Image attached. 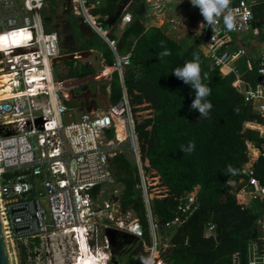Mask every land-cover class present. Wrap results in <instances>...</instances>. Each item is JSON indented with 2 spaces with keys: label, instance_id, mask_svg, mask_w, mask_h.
<instances>
[{
  "label": "built area",
  "instance_id": "2783aa9c",
  "mask_svg": "<svg viewBox=\"0 0 264 264\" xmlns=\"http://www.w3.org/2000/svg\"><path fill=\"white\" fill-rule=\"evenodd\" d=\"M47 3L0 0V217L11 258L21 264L23 244L30 252L26 264H79L84 255L98 264H116L112 245L115 233L116 239L126 236L139 244L144 253L141 264H168L162 252L169 244L159 229L182 225L184 216L198 208L199 187L175 199L173 220L162 225L154 220L150 176L143 166L124 84L130 57L119 54L120 38L110 37L96 23L88 0H65L63 10L81 17L114 57L111 65L102 60L103 69L93 78L112 82L116 74L123 91L122 98L107 110L96 108L74 118L67 101L72 100L75 87L87 80L58 72L64 54L58 32L45 29L43 11ZM253 4L250 0H231L235 29L200 33L213 66L233 64L244 55L243 48L231 49L229 36L256 31ZM153 6L160 8L159 3ZM132 22L133 16L125 13L118 24L119 32ZM257 73L260 80L256 87L248 86L239 75L235 85L254 112L264 114V55L258 61ZM123 118L129 135L120 139L117 129ZM113 128L114 135L109 137ZM126 140L137 167L135 191L145 210L146 229L134 210L122 208L123 185L112 172L111 161L123 153ZM243 172L247 180L239 193H250L252 203L263 202L264 184L253 165L246 164ZM257 226L264 240V215ZM248 251L250 264H264V251L257 241H250ZM232 264H241L239 256L233 257Z\"/></svg>",
  "mask_w": 264,
  "mask_h": 264
},
{
  "label": "trees",
  "instance_id": "16d2710c",
  "mask_svg": "<svg viewBox=\"0 0 264 264\" xmlns=\"http://www.w3.org/2000/svg\"><path fill=\"white\" fill-rule=\"evenodd\" d=\"M88 1L96 23L110 37L116 36L125 13L133 16V22L120 37L119 54L129 55L131 61L124 84L143 166L150 176L154 220L159 225L173 220L175 199L199 187L198 208L184 216L168 248L162 252L164 260L168 264H232L237 255L241 264H250V241H257L264 251L257 226L264 215V201L251 203V194L239 190L247 180L243 171L250 160V150L257 154L253 167L264 184V114L255 113L244 92L236 87V73L223 75L212 65L200 49L201 36L181 44L162 27L146 28L141 20L148 15L147 0ZM263 8L264 3L253 7L259 28L264 27ZM45 29L53 31L49 20ZM165 51L170 55L160 57ZM194 53L199 56L202 78L207 75L203 83L211 90L206 98L212 104L207 117L192 109V87L172 74L174 69L194 60ZM106 55L111 65L113 55L108 50ZM257 68L258 61L241 75L250 87H256L260 80ZM122 96L120 82H113L111 102L115 104ZM118 131L123 137L122 130ZM108 135H114V128ZM190 142L195 143L194 151L182 152L181 147L186 148ZM229 165L236 170L235 175L228 173ZM111 167L123 185L122 208L134 210L146 229L145 210L135 191L137 167L124 153L112 159ZM29 254L21 244V264L28 262ZM132 264L141 263L136 259Z\"/></svg>",
  "mask_w": 264,
  "mask_h": 264
},
{
  "label": "crops",
  "instance_id": "0c3cea01",
  "mask_svg": "<svg viewBox=\"0 0 264 264\" xmlns=\"http://www.w3.org/2000/svg\"><path fill=\"white\" fill-rule=\"evenodd\" d=\"M250 1H253L254 3L253 7L259 5V3L260 4L264 3V0H250ZM147 2L149 4L148 15L142 18L141 20L146 28H150L154 26L162 27L166 30V32L170 36H172L176 41H178L181 44H187L188 42H191L193 39H196L198 36H200V33L203 30L208 31L210 34H214L213 30L210 27H208L206 21H204V18L201 15L200 10L197 7H194L191 4L190 0H179V1L147 0ZM158 3L160 4V8L156 9L153 5ZM64 4H65V0L58 1L57 3L56 0H48L46 8L43 11L44 24L46 21L49 20L50 25L53 28L52 30L58 32V34L59 32L60 33L62 32V30L64 29V25H66V29H67L66 32L70 34V37H73V43L71 46L72 50L70 52H68L61 45L62 53L64 54V56L60 60L61 71L67 77L81 81L88 80L87 83L79 84L75 87L74 89L75 95H80L87 89H91L93 92H98V89H94L93 87H91V84H94L95 82L98 81H105L107 79L93 78V76L96 75L97 73V70L95 69L94 66L95 63L87 61L85 59L88 57H92V58L94 57L95 54L94 49L93 48L83 49L82 47L78 48L77 45H75L74 40H76V36H75L74 28L72 27L71 21H69L68 19V17L71 16L72 14L69 12H65L63 10ZM64 13H65V17H64ZM84 24L85 25L81 30L82 31L81 34L84 39H89V37L93 35L100 38L99 35L89 25H87L86 23ZM216 29L217 30L215 33H228V29H226L222 18L219 20L218 24L216 25ZM122 33L119 32L117 26L116 35L118 36V38L121 37ZM61 35H63V33H61ZM229 37H230L231 49L234 50L237 48H243L245 53L238 61L234 62L233 64L223 66L219 69L223 75H228L233 72L241 77L243 72L251 68L253 64L257 63V61H259L261 56L264 55V27L259 28L258 26H256V31L253 30L242 34L232 33ZM120 44L122 48V43L119 42V50L121 49ZM200 49L206 56L207 50L203 45V40L200 45ZM107 50L110 51L108 47ZM107 50L104 54L103 53L101 54L100 61L104 60L109 65L108 57L106 55ZM77 56L83 57V61L78 60V62L75 65V71L79 67L83 69V71L80 72L79 75H76L74 73L72 75H69L64 65H61L62 63L61 61L73 60V58ZM101 66L102 65L100 63L99 68ZM115 75L116 74H114V76ZM113 80L112 82L108 80L109 84L107 85L106 88L107 95L105 93V97L99 96L98 99L90 100L92 109L100 108L99 101L101 99L105 100L107 105L109 106L113 105V102H111L110 99L111 87L113 86V82H114ZM77 88L81 89L80 94L76 92ZM71 101L78 102V104L76 105V107H74V109L68 105V107L70 108V113L71 115H73V117H75L74 116L75 114L76 118H78L82 113L88 111L83 100L72 98ZM72 109L73 112H71ZM256 160H257V154L255 153L254 150H250V160L247 164L254 165ZM121 188L123 190V186ZM161 237L164 238V236L162 235ZM114 253L116 255L115 258L116 264H132L136 259H138L139 262L142 263L144 257V253L139 247V244L134 239L126 236L119 237V235L115 240Z\"/></svg>",
  "mask_w": 264,
  "mask_h": 264
},
{
  "label": "clouds",
  "instance_id": "9594fccd",
  "mask_svg": "<svg viewBox=\"0 0 264 264\" xmlns=\"http://www.w3.org/2000/svg\"><path fill=\"white\" fill-rule=\"evenodd\" d=\"M190 2L194 7L200 10L204 21H206L208 27L213 30L214 34L217 30L216 25L221 18L223 19L226 29H235V10L230 7L231 0H190ZM159 55L160 57H164L170 55V53L165 51ZM193 55L195 57L194 60L185 62L183 67L174 69L172 74L192 87L195 92V100L191 107L194 110H198L201 116L207 117L209 111L212 109L211 102L206 99L211 94V90L203 83V79H207V75L205 74L203 78L201 76L199 56L196 53ZM194 149V142H190L186 148L183 146L181 147L182 152L190 153L194 151ZM227 171L230 174H236V170L233 169L231 165L228 166ZM227 183H231V181Z\"/></svg>",
  "mask_w": 264,
  "mask_h": 264
},
{
  "label": "rangeland",
  "instance_id": "374dc122",
  "mask_svg": "<svg viewBox=\"0 0 264 264\" xmlns=\"http://www.w3.org/2000/svg\"><path fill=\"white\" fill-rule=\"evenodd\" d=\"M58 1H61V0H56V3ZM64 17H65V13H64ZM69 21H71L72 23V27L74 28V32H75V36H76V40H74V43L75 45H77L78 48L82 47L83 49H90V48H93L94 49V57H93V60H94V63H95V69L99 68V64H100V60H101V54L105 53L106 50H107V47H106V44L104 41H102L100 38H98L97 36L93 35V36H90L89 39H84L82 37V34H81V30L82 28L84 27V23H83V19L82 18H78V17H74L73 15L69 16L68 17ZM65 23V22H64ZM66 25H64V29L62 30L61 33H63V35H61V33L59 32V37H60V40H61V45L68 51L70 52L72 49H71V46H72V43H73V37H70V34H68L66 32ZM89 42V43H88ZM61 65H64V67L66 68V71H68V74L69 75H72L73 73L76 74V75H79L80 72L83 71V69H81L80 67L75 71V65L76 63L78 62V60H67V61H61ZM70 69V70H69ZM64 70V69H63ZM86 70V69H85ZM84 70V71H85ZM61 69L60 67L58 68V72H60ZM65 71V70H64ZM62 78V77H61ZM113 81L114 83L116 84H119V78H118V75H115L113 77ZM109 84V82H106V81H98V82H95L94 84H91V87H93L94 89H98L99 91V94L101 97H105V87L106 85ZM80 91L81 89L77 88L76 89V92L78 94H80ZM78 104V102L76 101H69V106L71 108L74 109V107H76V105ZM73 109L71 112H73ZM75 111V110H74ZM74 118H76V115L74 114ZM122 120H124L126 122V120L123 118ZM64 123L66 124V120L64 119ZM118 129L122 130V135H125V136H128V129H127V126L124 125V126H118ZM117 129V131H118ZM122 152L125 154V156L133 162V158H132V150L130 149L129 147V144H128V140H126L124 143H123V146H122ZM134 163V162H133ZM43 205L45 207H47L46 205V202L42 201ZM68 248H67V254H70L71 253V247L70 245H68L66 243V245ZM59 247L57 246V249ZM60 252H62V250H59ZM12 260V264H16L14 259L11 258Z\"/></svg>",
  "mask_w": 264,
  "mask_h": 264
},
{
  "label": "water",
  "instance_id": "95a60500",
  "mask_svg": "<svg viewBox=\"0 0 264 264\" xmlns=\"http://www.w3.org/2000/svg\"><path fill=\"white\" fill-rule=\"evenodd\" d=\"M120 48H121V44H120ZM81 60L83 61V58ZM85 60L94 63V60L92 57H88ZM100 63H101V61H100ZM102 69H103V67L101 66L100 68H97L96 70H97V72H100ZM105 81L109 82L108 80H105ZM107 85L105 87V92H106ZM72 94H73V98L81 99L84 101V104L87 107L88 111L92 110L90 100L91 99H93V100L98 99L100 96L99 91L93 92L91 89L85 90L80 95H75L74 91H72ZM106 95H107V93H106ZM99 105H100V108L105 109V110H107L110 107L109 105H107V103L103 99H101L99 101ZM252 191H253V189H252ZM151 198H153V195H151ZM138 202L141 203L140 200ZM178 227L179 226L177 224H175L173 226L163 225L159 229V233H160V235L164 236L167 239V243L169 244L171 242L172 238L174 237L175 233L177 232ZM115 240H116V235H115V233H112V245L113 246L115 245ZM0 264H12L9 248H8V245H7L4 233H3L1 217H0Z\"/></svg>",
  "mask_w": 264,
  "mask_h": 264
},
{
  "label": "bare ground",
  "instance_id": "6f19581e",
  "mask_svg": "<svg viewBox=\"0 0 264 264\" xmlns=\"http://www.w3.org/2000/svg\"><path fill=\"white\" fill-rule=\"evenodd\" d=\"M119 124L122 125V126H124L125 121L121 119V121L119 122ZM120 139H123V137H120ZM95 262H96V260H92V261L91 260H87L85 258V255H84V258L80 260L79 264H98L97 262L96 263Z\"/></svg>",
  "mask_w": 264,
  "mask_h": 264
}]
</instances>
